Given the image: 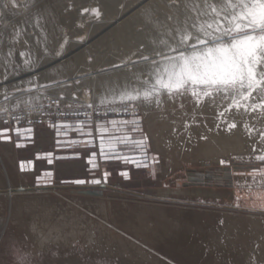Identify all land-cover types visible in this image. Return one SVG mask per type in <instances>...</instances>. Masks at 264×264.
Wrapping results in <instances>:
<instances>
[{"label": "rangeland", "instance_id": "1", "mask_svg": "<svg viewBox=\"0 0 264 264\" xmlns=\"http://www.w3.org/2000/svg\"><path fill=\"white\" fill-rule=\"evenodd\" d=\"M218 2L222 0H0V264H264V178L253 173L260 151L170 156L158 132L171 131L178 119L206 125L211 99L229 111L231 120L244 110L229 109L231 98L222 94L201 97L200 102L190 94L174 99L163 94L159 105L138 103L133 116L123 112L119 97H102L103 78L131 74L142 63L152 65L158 53L180 46L185 35L199 34L213 22L207 5ZM149 6L154 7L144 18ZM96 10L99 15H94ZM44 37L47 47L40 42ZM150 76L141 71L129 80V90L142 91L141 81ZM26 79L34 81L35 90L22 94ZM252 115L264 121V112ZM134 118L138 131L126 130L127 143L116 141L121 132H102L112 128V120ZM263 121L255 125L261 131ZM258 137L253 140L257 149L264 148ZM138 140L147 146L148 167L132 162L143 160L133 143ZM76 179L102 182L71 183ZM225 217L234 220V236L241 230L244 237L251 234L247 245L238 239L231 250L223 243L217 246L219 240L209 231L214 227L220 238L226 232ZM173 219L183 227L173 226ZM36 224L46 232L62 229L69 242L42 244L33 229ZM93 231L96 237L90 240ZM252 236L262 241L261 260L252 258ZM141 250L162 259L150 260L145 253L134 259Z\"/></svg>", "mask_w": 264, "mask_h": 264}, {"label": "snow or ice", "instance_id": "2", "mask_svg": "<svg viewBox=\"0 0 264 264\" xmlns=\"http://www.w3.org/2000/svg\"><path fill=\"white\" fill-rule=\"evenodd\" d=\"M207 12L213 16L212 23L202 26L199 34L195 36L185 35L180 46L170 48L167 53H158L159 59L151 61L153 65L151 76L141 81L142 91L137 87L120 94L119 100L125 114L131 112L135 116L138 103L155 102L159 105L163 94L173 99L176 96L190 94L197 102H200L201 97L215 98L222 94L224 98H231L229 109L235 107L250 114L264 112V0H222L216 4H208ZM94 15H99V10H96ZM142 59L148 61L149 57L144 56ZM34 90L19 89L22 94ZM19 103L29 104L30 101L21 100ZM87 107L98 111L92 104ZM138 123L139 120L136 118L112 120V128L104 127L102 132H121L123 134L117 137L116 141L127 143L129 136L126 130L138 131ZM53 128L56 129L57 126L53 125ZM235 128L234 122L227 124L228 131ZM252 131L254 129L249 128L250 135ZM57 135H59L58 130ZM258 136L259 143L264 144V131H260ZM104 143L102 136L101 151ZM108 143L111 146L112 140ZM133 143L143 160L133 159L132 162L137 167H148L145 162L147 146L144 141L138 140ZM256 151H260L261 154L256 156L259 164L253 167V173L258 172L261 178H264V170L261 169V165H264V148L257 149L254 144L253 152ZM51 155L48 153L49 163H52ZM123 159L127 161L129 158L123 157ZM88 163L93 164V159L89 158ZM219 164L228 166L225 160H220ZM23 168L22 163L21 170ZM121 174L125 177L128 175L127 172ZM107 176L108 173L105 172V180ZM253 179H256L255 175ZM101 182L100 179L71 181L75 185L87 183L99 185Z\"/></svg>", "mask_w": 264, "mask_h": 264}, {"label": "bare ground", "instance_id": "3", "mask_svg": "<svg viewBox=\"0 0 264 264\" xmlns=\"http://www.w3.org/2000/svg\"><path fill=\"white\" fill-rule=\"evenodd\" d=\"M154 7V6H153ZM153 7H148L147 8V10L146 11H143L145 14H143V15H146V16H144V18L145 17H147V15H149V12L151 11V9L153 8ZM142 12V11H141ZM142 12V13H143ZM142 13H140L141 15H142ZM135 18L134 17H132V18H130L129 20H128V23L129 22H131L132 20H134ZM38 23V25H39V22H37ZM36 25V24H35ZM37 26V25H36ZM126 28H128L129 29V27H126ZM43 36H45L44 34H43ZM39 38V37H38ZM80 39V38H79ZM40 42L43 44L42 46H44V45H46V47H47V44H46V37H44V39H40ZM31 60H32V58H31ZM137 60V59H136ZM73 61V60H72ZM30 63V62H29ZM73 63L75 64V62L73 61ZM72 62H71V64H73ZM31 65V64H30ZM68 65V64H67ZM70 65V64H69ZM65 66V65H64ZM59 67V66H58ZM65 68V67H64ZM135 68V67H134ZM152 68H153V65H151V64H144V63H142V64H140L139 66H137L133 71H132V73L131 74H125V75H122V74H118V76H114V77H105V76H103V77H105V78H103L101 81H100V85H101V87H103V88H101V90L103 89V94H102V97H104V98H111V97H119L120 96V94L121 93H123V92H129L130 90H129V86H128V84H129V80L132 78V77H138V73H140L141 71H148V72H152ZM51 71V70H50ZM54 71V70H53ZM51 73V72H50ZM116 74V75H117ZM37 75V74H36ZM114 75V74H113ZM108 76V75H107ZM110 76V75H109ZM31 77V76H30ZM29 77V79L31 80H34V78H30ZM37 79V78H36ZM27 81H28V79H26ZM26 81V84L28 85V87H27V89L28 88H35V86H34V81H35V83L37 82L36 80H34L33 82H30V81H28L27 82ZM23 82H25V80L23 81ZM23 82H20V83H23ZM95 82V81H94ZM39 83V82H38ZM17 84H19V83H17ZM23 84H25V83H23ZM25 84V85H26ZM26 85V86H27ZM35 85H37V84H35ZM12 86V85H11ZM15 86V85H14ZM22 86H24V85H22ZM25 86V87H26ZM13 87V86H12ZM15 87H17V85L15 86ZM14 87V88H15ZM39 87V86H38ZM132 88V87H131ZM217 99V98H216ZM207 100H210V99H208L207 98ZM213 101H214V99H213ZM212 101V99H211V101H210V103H212V105H210L209 104V102H208V104H206L205 102L203 103V104H206V105H210L209 107H210V109H208L209 111H208V113L207 114H205L206 115V117H207V115H208V119L206 118V120L204 119V121L205 122H203V124H206V125H200V126H195L192 122H189V121H183V120H177V119H175V120H177L176 122H174V126H173V128L171 129V131H167L166 133H165V129L164 130H162V129H159L158 130V132H159V134H160V136L162 137H160L161 138V141H160V143L162 144V146L161 147H165L166 148V151H165V149H164V151H165V153L167 152L168 153V155H170V156H172V155H183V156H194V154H199V155H201V154H204V155H208V156H215V155H219V154H222V155H225V153H230V152H232V153H235V152H237V153H242V152H245V153H250L251 152V150H252V148H253V145L255 144L256 145V142H254L253 140H254V138L255 137H258V132L259 131H261V130H259L257 127H255V125L256 126H258V124H260L262 121H260L259 120V118H254V115H252V114H250V113H245L244 111L243 112H241V111H239V112H236V115H237V118L238 119H230V115H228V112H226L227 111V109H224L225 107L224 106H221L220 105V107L218 106H216V105H214V102ZM219 101V100H218ZM218 101H216V102H218ZM219 103H220V101H219ZM222 103V102H221ZM228 103V102H227ZM199 104H201V103H199ZM216 104V103H215ZM164 105V104H163ZM229 105H230V103H229ZM199 106V105H198ZM205 106V105H204ZM215 106V107H214ZM165 107V106H164ZM202 105H201V109H202ZM169 108V107H168ZM204 108V107H203ZM206 108V110H207V108L208 107H205ZM204 108V109H205ZM174 110V109H173ZM180 110H182V109H180ZM180 110H178V111H180ZM196 111H197V109H196ZM202 111H204V110H202ZM173 112V111H172ZM186 112V111H185ZM235 112V111H234ZM183 113H184V111H183ZM193 113V112H192ZM200 113H202V115L204 116V114H203V112H200ZM204 113H206L205 111H204ZM210 113H212V115L210 114ZM232 113V112H231ZM230 113V114H231ZM175 114V113H174ZM179 114V113H178ZM195 114V113H194ZM197 114V113H196ZM211 116H210V115ZM222 114V115H221ZM263 114V113H262ZM169 115V114H168ZM181 115V114H180ZM188 115H189V113H188ZM231 115H235V113L234 114H231ZM177 116V115H176ZM192 116V115H191ZM195 116V115H194ZM199 116V115H198ZM211 118H210V117ZM257 116V115H256ZM255 116V117H256ZM170 117H171V115H170ZM183 117V116H182ZM199 117H201V116H199ZM205 117V116H204ZM233 117V116H232ZM258 117V116H257ZM261 117V116H260ZM163 118V117H162ZM172 118H174V117H172ZM195 118V117H194ZM263 118V117H262ZM171 119V118H170ZM186 119V118H185ZM189 119V118H188ZM193 119V118H192ZM261 119V118H260ZM167 120V119H166ZM173 120V119H172ZM190 120V119H189ZM235 123L236 124V128L235 129H233L232 131H228L227 130V124H230V123ZM196 123V122H195ZM263 123H264V121H263ZM167 124V123H166ZM165 124V125H166ZM165 125H163L164 126V128H167V126H165ZM217 125H219V127H217ZM264 125V124H263ZM169 126V125H168ZM157 127V126H156ZM259 127V126H258ZM249 128H252V129H254V131H252V133H251V135L249 134ZM262 128V127H261ZM170 129V128H169ZM258 129V130H257ZM264 130V129H263ZM259 138V137H258ZM159 139V138H158ZM152 140V139H151ZM258 141V140H257ZM157 144V143H156ZM258 143H257V147H258ZM261 146V145H260ZM258 148H260V147H258ZM261 148H263V147H261ZM253 151V150H252ZM252 153V152H251ZM249 155V154H248ZM252 155V154H251ZM203 156V155H202ZM175 157V156H174ZM171 158V157H170ZM189 158V157H188ZM203 159V158H202ZM215 159V158H214ZM201 160V159H200ZM196 161V160H195ZM198 161V160H197ZM177 165V164H176ZM166 168H167V166H165ZM167 170V169H166ZM164 171H165V169H164ZM173 171V170H172ZM166 172H168V171H166ZM165 172V173H166ZM167 174V173H166ZM11 186V185H10ZM10 192H9V196H11V195H13V193H14V191H13V188H10ZM94 202V201H93ZM94 204V203H93ZM105 204V203H104ZM126 207V206H125ZM130 208V207H129ZM135 208V207H134ZM138 208V207H137ZM54 209V208H53ZM141 209V208H140ZM159 209V208H158ZM45 210V209H44ZM102 210V209H101ZM55 211V210H54ZM48 212V211H47ZM51 211L49 210V213H50ZM61 212V211H60ZM71 212V211H70ZM161 213H162V211H160ZM52 213V212H51ZM167 213V212H166ZM64 214V213H63ZM69 214V213H68ZM150 214V213H149ZM183 214V213H182ZM195 214V213H194ZM39 215V214H38ZM45 215V214H44ZM65 215V214H64ZM64 215H63V217L60 219V220H62V219H64ZM78 215V214H77ZM141 215V214H140ZM139 215V216H140ZM162 215V214H161ZM177 215V214H176ZM184 215V214H183ZM49 216V215H48ZM47 216V217H48ZM60 216V215H59ZM68 216V218L70 219V218H72V217H69L70 215H67ZM138 216V217H139ZM150 216V215H149ZM163 216H165V215H162V217ZM168 216H169V213H168ZM50 217V216H49ZM49 217H48V219H49ZM54 217V216H53ZM198 217V216H197ZM46 218V217H45ZM60 218V217H59ZM75 217H73V219H74ZM173 218V217H172ZM188 218V217H187ZM186 218V219H187ZM194 218V217H193ZM226 218V217H225ZM237 218V217H236ZM28 219V218H27ZM39 219V218H38ZM47 219V218H46ZM45 219V220H46ZM67 218H65V220H66ZM140 219H141V217H140ZM139 219V220H140ZM227 219V218H226ZM240 219V218H239ZM41 220V219H40ZM58 220V219H57ZM60 220H58V222L60 223ZM68 220V219H67ZM72 220V219H71ZM83 220V219H82ZM142 220V219H141ZM144 220V219H143ZM147 220V219H146ZM174 220V219H173ZM43 221V220H42ZM155 221V220H154ZM254 221V220H253ZM36 222V221H35ZM51 222V221H50ZM56 222V221H55ZM66 222V221H65ZM71 222V221H70ZM72 222H74V221H72ZM71 222V223H72ZM140 222V221H139ZM194 222V221H193ZM203 222V221H202ZM213 222H215V221H213ZM234 222V220L231 218V219H227L226 220V225L225 226H227L226 228H224L225 230H226V232L225 233H223L222 234V236L220 237V238H218L219 236L215 233V231H217V230H213V228L211 229V231H209V232H213L212 234H213V237H214V239L216 238V239H218L219 240V244H217L216 242H217V240L215 241V243L217 244V246H219L221 243H223V246L225 247L226 245H228V247L230 248L229 250H231L234 246H235V244H236V241L238 242V239H239V243H243V244H248L247 242V239L249 240L251 237H249L247 234L249 233H247L246 235V237H244L243 235H241L242 234V232L240 231V233L239 234H237V233H235V236H234V234H232V233H234V232H232L231 233V231L233 230L232 228H230V227H233L232 226V224H234L233 223ZM261 222V221H260ZM33 222H31V224H32ZM39 223V222H38ZM44 223V222H43ZM128 223H130L129 221H128ZM145 223H146V221H145ZM187 223V222H186ZM207 223V222H206ZM216 223V222H215ZM64 224V223H63ZM63 224H59L60 226H57V227H62L61 225H63ZM153 224V223H152ZM172 224H173V226H176V227H181L182 226V222L181 223H179L178 221H176V220H174L173 222H172ZM194 224V223H193ZM197 224V223H196ZM222 224V223H221ZM220 224V225H221ZM239 224V223H238ZM39 225H41L40 223H39ZM39 225L37 226V224L36 225H33V226H35V227H33V229H34V232L36 233V237H38V239H39V241L43 244H53V243H59V244H65V243H67V242H69V237H68V235L67 234H64L63 232V230L62 229H60V228H56V226H55V229H51V228H53V226L50 228V226H49V230L51 229V231H44V230H42V229H46V227L44 226L45 225V223H44V225H42V226H44V227H42V229L41 228H39ZM57 225H58V223H57ZM68 225V224H67ZM79 225V224H78ZM211 225V224H210ZM209 225V226H210ZM252 225V224H251ZM256 225V224H255ZM65 227H67L66 225H64ZM75 226V225H74ZM141 226V225H140ZM185 226V225H184ZM242 226V225H241ZM240 226V227H241ZM64 227V228H65ZM168 227V226H167ZM183 227V226H182ZM195 227V226H194ZM220 227V226H219ZM239 227V226H238ZM237 227V228H238ZM243 227V226H242ZM258 227V226H257ZM256 227V228H257ZM48 228V227H47ZM97 228H98V226H97ZM131 228V227H130ZM135 228H137V227H135ZM134 228V229H135ZM141 229H142V227H140ZM151 228V227H150ZM166 228V227H165ZM198 228V227H197ZM202 228V227H201ZM251 228V227H250ZM263 228V227H262ZM70 229V228H69ZM90 229H91V227H90ZM138 229V228H137ZM149 229V228H148ZM147 229V230H148ZM183 229V228H182ZM205 229H207V227L205 228ZM209 229V228H208ZM232 229V230H231ZM246 229V228H245ZM249 229V228H248ZM30 230V229H29ZM71 230V229H70ZM69 230V231H70ZM89 230V229H88ZM101 230V229H100ZM151 230V229H150ZM167 230V229H166ZM223 230V229H222ZM258 230H260V229H258ZM65 231H67V229H65ZM68 231V232H69ZM136 231V230H135ZM142 231V230H141ZM173 231H176V230H174L173 229ZM181 231V230H180ZM189 231V230H188ZM237 231V230H236ZM262 231V230H261ZM264 231V230H263ZM28 232V231H27ZM103 232V231H102ZM145 232V231H144ZM171 232V231H170ZM220 232V231H219ZM223 232V231H222ZM238 232V231H237ZM251 232V231H250ZM33 233V232H32ZM70 233H72V232H70ZM139 233V232H138ZM153 233V232H152ZM173 233H175L176 234V232H173ZM245 232H243V234H244ZM74 234V233H73ZM99 234V233H98ZM178 234V233H177ZM217 236H216V235ZM219 234V233H218ZM237 234V235H236ZM264 234V233H263ZM92 235V236H91ZM90 236V240H93L94 239V237H96V233H95V231H93L92 232V234H91ZM165 235V234H164ZM209 235V234H208ZM71 236H72V234H71ZM75 236V235H74ZM100 236V235H99ZM224 236V237H223ZM261 236H262V234H261ZM264 236V235H263ZM142 237V236H141ZM212 237V238H213ZM249 237V238H248ZM254 238H255V240L253 239V236H252V239L254 240V241H252V240H250V241H252V244H251V248H252V251H253V259H255V260H257V259H259V260H261V259H263L264 258V256H263V258L261 257V259L259 258V254H260V249H261V245H262V241H260V239L258 240L255 236H254ZM261 238V237H260ZM263 238V237H262ZM100 239V238H99ZM106 239H107V237H106ZM127 239V238H126ZM165 239V238H164ZM75 240H76V237H75ZM103 240V239H102ZM167 240V239H166ZM225 240V241H224ZM241 240V241H240ZM262 240V239H261ZM121 241V240H120ZM159 240H157L156 242H158ZM127 242V241H126ZM100 243V242H99ZM117 243V242H116ZM128 243V242H127ZM213 243H214V241H213ZM239 243H237V244H239ZM251 243V242H250ZM264 243V242H263ZM74 244V243H73ZM97 244H98V242H97ZM113 244V243H112ZM115 244V243H114ZM250 245V244H249ZM96 246V245H95ZM94 246V247H95ZM222 246V247H223ZM108 247V246H107ZM119 247V246H118ZM132 247V246H131ZM138 247H139V245H138ZM141 247V246H140ZM210 247H211V245H210ZM209 247V248H210ZM213 247V246H212ZM221 247V248H222ZM100 248V247H99ZM110 248V247H109ZM121 248V247H120ZM126 248V247H125ZM125 248H123V250L125 249ZM137 247H135V249H136ZM214 248V247H213ZM220 248V249H221ZM237 248V247H236ZM118 249V248H117ZM139 249V248H138ZM198 249V248H197ZM219 249V250H220ZM223 249H226V248H223ZM235 249V248H234ZM249 249V248H248ZM263 249V248H262ZM108 250V249H107ZM127 250H128V248H127ZM126 250V251H127ZM215 250V249H214ZM109 251V250H108ZM146 251V250H145ZM145 251L144 250H141V251H138V252H136V255H135V257H134V259L136 258V259H138V260H141L142 258H144V253H145ZM130 252H131V250H130ZM217 252V251H216ZM261 252H263V251H261ZM111 253H113V252H111ZM125 253V252H124ZM133 253H135V252H133ZM231 253V252H230ZM264 253V252H263ZM128 254V253H127ZM126 255V254H125ZM129 256V255H128ZM145 256L147 257V258H149L150 260H153V261H156V262H158V260L160 259H162L161 258V256H159V255H157V254H155V253H153V254H147V253H145ZM130 257H132V256H130ZM230 257V256H229ZM125 258H128V257H126L125 256ZM251 258V259H252ZM133 259V258H132ZM216 259V258H215ZM128 260V259H127ZM148 260V259H147ZM146 261V260H145ZM140 262V261H139ZM147 262V261H146ZM149 262V261H148ZM163 262V261H162ZM254 262V261H253ZM256 262V261H255ZM150 263V262H149ZM153 263V262H152ZM154 264H156L155 262H154ZM158 264V263H157Z\"/></svg>", "mask_w": 264, "mask_h": 264}]
</instances>
